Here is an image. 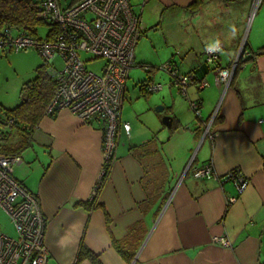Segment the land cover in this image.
<instances>
[{
  "label": "crops",
  "instance_id": "1",
  "mask_svg": "<svg viewBox=\"0 0 264 264\" xmlns=\"http://www.w3.org/2000/svg\"><path fill=\"white\" fill-rule=\"evenodd\" d=\"M141 1L140 12L148 7V21H157L154 30L163 45L161 54L152 47L156 57L148 61H170L208 85L191 83L183 97L167 76L145 70V78L130 77L140 84L137 93L144 99L138 103L130 102L134 94L127 97V77L120 115L130 130L128 135L119 130L116 159L92 208L77 203H88L101 167V121H83L67 109L40 117L13 176L38 197L46 218L45 264H93L77 261L81 241L101 264H259L264 261V123L258 121L264 120V54L243 59L224 86L204 62V51L219 39L222 51L215 62L226 68L235 62L246 31V48L259 52L264 0L247 28L253 0H200L196 10L187 8L195 0H129ZM143 64L135 62L129 76ZM152 81L164 85L147 93L144 85ZM188 99L199 102L200 119L190 112ZM158 104L162 109L152 111ZM215 112L205 133L202 123ZM164 116L171 117L169 126ZM18 140L13 133L10 141ZM207 163L215 176L192 175L193 167ZM230 170L247 180L240 195L227 178ZM229 196L236 197L231 204ZM217 237L230 245H220Z\"/></svg>",
  "mask_w": 264,
  "mask_h": 264
},
{
  "label": "built area",
  "instance_id": "2",
  "mask_svg": "<svg viewBox=\"0 0 264 264\" xmlns=\"http://www.w3.org/2000/svg\"><path fill=\"white\" fill-rule=\"evenodd\" d=\"M261 2L253 0L250 18ZM129 3V0H76L64 7L59 0H37L39 16L49 25L44 38L21 33L15 35L7 29L0 33V51L34 48L39 57L52 67L56 91L46 104L45 115L52 116L61 109H67L83 121H101L102 163L87 200L91 203H97L100 188L116 159L120 128L127 135L130 130L129 122L121 120L120 113L143 24L139 12H135ZM246 47L247 42L243 38L235 62L226 68L216 65L219 52L204 51V62L213 67L217 82L224 86L230 83L238 59L253 55ZM80 53L89 57L84 59L79 56ZM57 58L62 61L58 69L53 65ZM92 66L97 67L98 71ZM158 69L168 74L171 83L183 97H186V87L191 83H196L199 88L208 85L204 78L199 80L192 73L179 72L170 61L162 63ZM161 88V83L152 81L147 82L143 89L151 93ZM188 107L200 119L199 102L188 99ZM215 114L202 123L205 133L209 132ZM4 120L5 125L14 123L11 117ZM258 121L264 123V120ZM21 162L19 154L0 153V208L12 222L15 231L14 237L0 233V264H45L48 256L43 240L46 218L38 197L13 176V167ZM191 171L197 178L215 176L211 163L193 167ZM227 178L234 183L238 195L248 185L239 171L230 170ZM235 200V196L227 198L228 204ZM215 241L220 245H230L223 237H217ZM259 264H264V261Z\"/></svg>",
  "mask_w": 264,
  "mask_h": 264
},
{
  "label": "trees",
  "instance_id": "3",
  "mask_svg": "<svg viewBox=\"0 0 264 264\" xmlns=\"http://www.w3.org/2000/svg\"><path fill=\"white\" fill-rule=\"evenodd\" d=\"M76 0H71L75 2ZM60 2V0H59ZM61 3V2H60ZM201 5L200 0L192 1L187 6L190 10H196ZM37 8V0H0V33L4 30L11 31V34L37 35V27L48 25L46 21L39 16ZM259 52H253V55L238 59V65L233 74L237 71L243 59L254 58L257 55L264 54V47ZM35 70V77L26 81L22 87L23 98L18 105L13 108L5 109L0 105V125L7 126V131H0V153L6 155L19 154L27 146L29 134L37 126L40 117L43 116L46 104H48L56 91V81L53 69L43 59ZM14 119L12 125H5V118ZM18 134L19 140L10 141L12 134ZM92 208L98 203H77ZM113 245L122 254L124 251L120 249L116 242ZM81 241L77 249V261L87 258L93 264H101L98 257Z\"/></svg>",
  "mask_w": 264,
  "mask_h": 264
},
{
  "label": "rangeland",
  "instance_id": "4",
  "mask_svg": "<svg viewBox=\"0 0 264 264\" xmlns=\"http://www.w3.org/2000/svg\"><path fill=\"white\" fill-rule=\"evenodd\" d=\"M60 2H61V5L65 7V5L69 4L71 0H60ZM141 3L143 2L141 1L138 4L137 3H133V4L130 3V4L133 6L135 12H140ZM259 6L257 7V9L259 8ZM146 9H148V7L145 8L144 10L142 8V12H140V15H139L140 17H142L141 22L144 26L143 28L145 29V32L143 36L138 40V43L135 46V52H134L135 56L138 55L135 59V62H137L138 64L141 62L146 63V64H143L144 65L143 67L138 66L135 69L137 74L135 73V70H132V73L130 74L129 78L130 77L134 78L137 76H139L140 78L142 77L145 78V76L147 75L145 72L146 70L148 71V74L158 73L156 77L167 76V80L169 82L170 77L168 76V74L157 69L162 65L163 62L162 63L159 62L158 61L159 58H157L156 62L153 61L151 63L150 61H148V58L156 57L154 56L155 55L154 53H151L153 51L152 47L155 46V50L159 51V54H161V51H162L161 46L163 45H162V40H161L162 38L160 36V32L157 30H154V28L156 27L155 25L157 21L156 20L155 21L151 20V22L148 21V16H147L148 12ZM256 11H255V14L253 15V18L255 17L257 13ZM249 16L250 14L248 15L247 22L245 23L246 28L248 27ZM151 18L153 19V16ZM224 21L226 22L227 19H224ZM48 29H49V25L38 26L37 32H36L38 37L44 38L45 35L47 34L46 32L48 31ZM245 32L246 31L242 33L241 40H243L244 38L247 42V36ZM39 56H40L39 53L34 48H27V49H23L20 51H13V50L6 51V52L0 51V105L2 108L10 109V108H13V106H16L20 103L21 101L20 94L22 93L23 84L26 81H29L35 77L34 69L43 62L42 58ZM79 56H81L84 59L89 57V55H86L85 53H80ZM140 56H144L147 61L145 59H143L145 61H139ZM158 57H160V55H158ZM53 65L55 66L56 69H58L62 66V61L59 58H57L54 60ZM92 68L98 71L97 67L92 66ZM131 78L127 84V89H126L128 92L127 97L129 98V94L130 96L134 94L132 97H130L132 98L130 102L136 101V100H137L136 102L138 103L140 101L142 102V99H144V97H142L139 94L140 93L139 91L137 93V89L140 84H138L137 81H132ZM159 83L163 84L161 81ZM159 93H161V91L158 92V94ZM156 95L157 93L150 94L149 97L151 96L155 97ZM125 103L126 104L124 108L125 107L127 108V105H129V102L125 101ZM158 105L161 106L160 104ZM158 105L154 107H150L151 110L152 111L157 110ZM7 130H8L7 126L0 125V131H7ZM0 233H4V234H7L13 237L15 236V231L13 229L12 222L10 221L6 213L1 208H0Z\"/></svg>",
  "mask_w": 264,
  "mask_h": 264
},
{
  "label": "clouds",
  "instance_id": "5",
  "mask_svg": "<svg viewBox=\"0 0 264 264\" xmlns=\"http://www.w3.org/2000/svg\"><path fill=\"white\" fill-rule=\"evenodd\" d=\"M233 34H235V30L234 29H230ZM205 51L209 52V53H212V52H220L222 51V47H221V42L219 41V39H217L215 41V44L214 45H206L205 46Z\"/></svg>",
  "mask_w": 264,
  "mask_h": 264
},
{
  "label": "water",
  "instance_id": "6",
  "mask_svg": "<svg viewBox=\"0 0 264 264\" xmlns=\"http://www.w3.org/2000/svg\"><path fill=\"white\" fill-rule=\"evenodd\" d=\"M21 95V98H23V93H21L20 94ZM162 109V107L160 106V107H157V110H161ZM162 121H163V123H164V125H168L169 126V123L171 122V117L170 116H164L163 118H162Z\"/></svg>",
  "mask_w": 264,
  "mask_h": 264
}]
</instances>
